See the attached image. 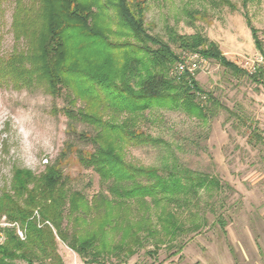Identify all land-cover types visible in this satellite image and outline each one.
<instances>
[{
  "label": "trees",
  "instance_id": "1",
  "mask_svg": "<svg viewBox=\"0 0 264 264\" xmlns=\"http://www.w3.org/2000/svg\"><path fill=\"white\" fill-rule=\"evenodd\" d=\"M34 1L35 7H24L17 0L11 26L24 45L0 57V84L6 78L15 87L40 83L50 95H62L67 103L59 110L67 117V128L74 131V120L88 123L93 132L80 131L78 137L92 149L67 142L38 174L12 169L9 186L0 188V219L10 224L2 228L0 264H63L58 240L89 263L118 252L133 255L145 238L156 252L162 243L172 245L179 236L198 231L201 223L190 211L197 203L191 197L198 195L197 187L217 180L208 174L191 176L186 169L179 172L176 164L160 169L128 160L126 146L158 141L137 130V115L151 106H165L204 116L196 99L206 94L194 76L169 74L181 51H198L254 82H260L258 74L228 60L199 33L170 28L165 40L149 32L144 0ZM245 21L262 51L247 16ZM79 101L83 104L75 108ZM249 138L264 145V130L253 127ZM69 151L98 174L100 188L90 198L68 184L62 160ZM181 173L189 182H182ZM179 210L187 211L189 226ZM133 211L140 215L135 223L130 220ZM15 225L24 231L23 239ZM110 231L120 233L116 243L108 239Z\"/></svg>",
  "mask_w": 264,
  "mask_h": 264
},
{
  "label": "rangeland",
  "instance_id": "2",
  "mask_svg": "<svg viewBox=\"0 0 264 264\" xmlns=\"http://www.w3.org/2000/svg\"><path fill=\"white\" fill-rule=\"evenodd\" d=\"M18 1L24 7L37 4L34 0ZM229 1L232 5L224 0H144L145 26L165 40L170 28L180 34L199 33L206 43L214 42L228 60L245 68L255 54L264 56V0H248L245 5L243 0ZM17 5V0H0V57L24 45L23 38L15 39L11 26ZM245 16L255 28L262 51L253 41ZM193 76L206 94L196 99L205 109L204 116L181 107L151 106L137 115L136 128L158 141L128 145L125 156L160 169L176 164L179 172L186 169L191 176L208 174L216 179L197 187L198 195L191 197L197 205L192 204L190 211L201 223L200 229L179 236L172 245L162 243L156 252L153 242L145 238L133 255L118 252V257L109 254L98 262L264 264V145L249 138L253 127L264 130V83L251 81L244 74L234 75L211 59ZM66 103L62 95H50L40 83L15 87L9 78L1 82L0 188L9 186L14 167L40 173L67 142L87 152L92 149L91 143L78 137L80 131L93 132L88 123L74 120V131L67 128V117L59 110ZM82 104L79 101L75 108ZM62 165L70 187L82 190L87 198L99 190L98 174L80 163L75 152L69 151ZM183 173L182 182H189ZM150 211L155 221L154 210ZM178 212L189 226L187 211ZM130 214L134 223L140 219L135 211ZM6 225L10 224L2 217L0 242ZM15 226L23 239L24 231ZM119 234L110 231L108 239L116 243ZM180 241L183 248L176 252ZM57 250L63 264L87 263L60 240Z\"/></svg>",
  "mask_w": 264,
  "mask_h": 264
},
{
  "label": "built area",
  "instance_id": "3",
  "mask_svg": "<svg viewBox=\"0 0 264 264\" xmlns=\"http://www.w3.org/2000/svg\"><path fill=\"white\" fill-rule=\"evenodd\" d=\"M249 61V62H248ZM207 62V59L203 57V55L198 51H181L179 54L178 60L173 64L172 68H170L169 74L174 77H180L184 73H188L193 76L194 73L204 66ZM246 63H250L249 66H244L245 70L249 73H257L260 82L264 83V56L262 54H255L252 58L246 61ZM21 234V232H20ZM1 240V233H0ZM69 264H106L104 262H77ZM108 264V263H107Z\"/></svg>",
  "mask_w": 264,
  "mask_h": 264
}]
</instances>
